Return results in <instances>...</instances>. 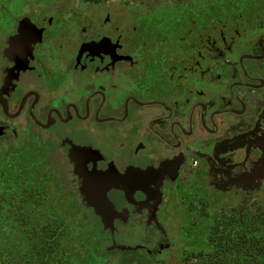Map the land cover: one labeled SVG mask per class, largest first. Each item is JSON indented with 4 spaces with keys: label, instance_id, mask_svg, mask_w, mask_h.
Listing matches in <instances>:
<instances>
[{
    "label": "flooded vegetation",
    "instance_id": "flooded-vegetation-1",
    "mask_svg": "<svg viewBox=\"0 0 264 264\" xmlns=\"http://www.w3.org/2000/svg\"><path fill=\"white\" fill-rule=\"evenodd\" d=\"M0 181L153 264L263 220L264 0H0Z\"/></svg>",
    "mask_w": 264,
    "mask_h": 264
},
{
    "label": "trees",
    "instance_id": "trees-1",
    "mask_svg": "<svg viewBox=\"0 0 264 264\" xmlns=\"http://www.w3.org/2000/svg\"><path fill=\"white\" fill-rule=\"evenodd\" d=\"M68 208L65 201L33 192L15 197L0 181V264H90L94 257L99 259L98 251L105 257L99 238L94 242L99 232L80 229L74 218L84 221L83 215L79 218ZM178 260L177 264H264V219L238 225L233 238L222 237L217 248L202 255L181 254Z\"/></svg>",
    "mask_w": 264,
    "mask_h": 264
},
{
    "label": "rangeland",
    "instance_id": "rangeland-1",
    "mask_svg": "<svg viewBox=\"0 0 264 264\" xmlns=\"http://www.w3.org/2000/svg\"><path fill=\"white\" fill-rule=\"evenodd\" d=\"M135 1H141L144 6L150 7L159 0H135ZM69 212L71 213V210H69ZM84 214L86 215L85 216L86 219L84 221L81 219L78 221L77 220L78 218L77 219L74 218V221L76 222L77 226L80 229L91 227L95 231L101 233V224L99 220L95 216L91 215V213L88 210L84 211ZM79 218H80V214H79ZM94 234L96 233L93 232V235ZM198 234H199L198 231L195 230L193 226L187 228L186 231L183 233L181 239V244H180L181 250L183 249V251L188 252L195 249L197 246L196 242H197ZM98 238L99 236L98 237L94 236V240H95L94 242H96ZM119 242H121L120 239ZM205 250L208 251L210 250V248L208 249L207 247H205ZM102 253L105 254L104 250L102 251ZM179 253L180 250H177L170 258L167 259L163 258L159 264H177V262L179 261L178 260ZM110 255H111L110 257L108 256L102 257L100 252L98 251V256H100L99 259L94 257L93 260L91 261L92 263L90 262V264H153V262L149 260V258L144 253H142V251L132 252V250H127L124 252H117V253L114 252L113 254Z\"/></svg>",
    "mask_w": 264,
    "mask_h": 264
},
{
    "label": "water",
    "instance_id": "water-1",
    "mask_svg": "<svg viewBox=\"0 0 264 264\" xmlns=\"http://www.w3.org/2000/svg\"><path fill=\"white\" fill-rule=\"evenodd\" d=\"M105 189H102L101 191H100V189H99V194L97 193V199H99V200H97V201H95V202H93V204H94V206L96 207V208H98V210H100L101 212H103V211H105L106 209H107V207H109V203L107 204V197H106V194H105ZM100 211H99V213H100ZM101 214V218H102V221L103 222H105V220H104V217H105V215L103 214V213H100ZM111 223V226H112V222H111V220L109 221V224Z\"/></svg>",
    "mask_w": 264,
    "mask_h": 264
}]
</instances>
